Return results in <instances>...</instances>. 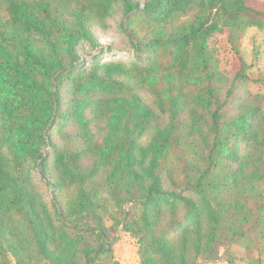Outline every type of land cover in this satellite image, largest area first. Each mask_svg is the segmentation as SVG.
I'll list each match as a JSON object with an SVG mask.
<instances>
[{
    "label": "trees",
    "instance_id": "obj_1",
    "mask_svg": "<svg viewBox=\"0 0 264 264\" xmlns=\"http://www.w3.org/2000/svg\"><path fill=\"white\" fill-rule=\"evenodd\" d=\"M115 12L134 55L101 62L113 50L91 27ZM251 27L256 0H0V264H121L118 228L141 264H200L234 241L263 264V97L239 49ZM157 110L167 121L143 142Z\"/></svg>",
    "mask_w": 264,
    "mask_h": 264
},
{
    "label": "rangeland",
    "instance_id": "obj_2",
    "mask_svg": "<svg viewBox=\"0 0 264 264\" xmlns=\"http://www.w3.org/2000/svg\"><path fill=\"white\" fill-rule=\"evenodd\" d=\"M140 1L143 2L144 0ZM256 3L260 6H264V0H256ZM122 17V13L115 12L106 20L96 18V20L93 21L91 29L95 38L101 45L98 49L104 47L106 49L112 48L113 50L104 53L101 62L112 60L118 61L123 58L129 59L134 55V49L132 48L129 38L120 27V20H122ZM84 49L86 53L90 52L88 46H85ZM216 49L221 70L235 72L240 68L241 62L238 55L239 53L237 54L226 35L218 36ZM239 49L249 66L248 73L251 82L248 87L252 92L262 94L264 107V28H248L239 41ZM93 51L94 53L96 52L95 50ZM256 79L261 80V83H252L253 80ZM140 94L147 103L156 108L154 102L155 97L151 91L142 88L140 89ZM157 113L158 118L143 136V142L149 141L153 130H155L158 125H164L167 121V115L161 114L158 110ZM57 129H55L54 132L55 137H58ZM64 129L68 130L70 128L65 127ZM41 185L46 192L47 198L51 200L52 192L46 185H44V183ZM111 224L112 221L108 219L107 225L110 226ZM110 240L112 241L113 256L121 264H141L137 240L129 232H126L121 228L110 230ZM257 256V250L249 249L245 244L241 243V241H234L220 247V252L217 257L211 256L208 260L200 259V264H259Z\"/></svg>",
    "mask_w": 264,
    "mask_h": 264
},
{
    "label": "water",
    "instance_id": "obj_3",
    "mask_svg": "<svg viewBox=\"0 0 264 264\" xmlns=\"http://www.w3.org/2000/svg\"><path fill=\"white\" fill-rule=\"evenodd\" d=\"M142 6H143V4H142Z\"/></svg>",
    "mask_w": 264,
    "mask_h": 264
}]
</instances>
